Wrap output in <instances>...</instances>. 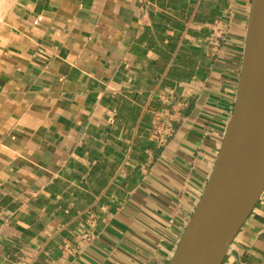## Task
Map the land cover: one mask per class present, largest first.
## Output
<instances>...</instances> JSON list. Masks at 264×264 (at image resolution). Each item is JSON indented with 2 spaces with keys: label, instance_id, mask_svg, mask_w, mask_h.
<instances>
[{
  "label": "crops",
  "instance_id": "0c3cea01",
  "mask_svg": "<svg viewBox=\"0 0 264 264\" xmlns=\"http://www.w3.org/2000/svg\"><path fill=\"white\" fill-rule=\"evenodd\" d=\"M249 3L0 0V264L169 263ZM221 264H264V191Z\"/></svg>",
  "mask_w": 264,
  "mask_h": 264
},
{
  "label": "water",
  "instance_id": "95a60500",
  "mask_svg": "<svg viewBox=\"0 0 264 264\" xmlns=\"http://www.w3.org/2000/svg\"><path fill=\"white\" fill-rule=\"evenodd\" d=\"M264 191V0H250L231 113L168 264H221Z\"/></svg>",
  "mask_w": 264,
  "mask_h": 264
}]
</instances>
